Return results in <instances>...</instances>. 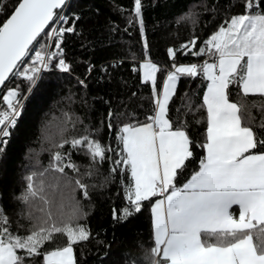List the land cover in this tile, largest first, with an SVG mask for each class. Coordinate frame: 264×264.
Here are the masks:
<instances>
[{
  "label": "snow or ice",
  "instance_id": "1",
  "mask_svg": "<svg viewBox=\"0 0 264 264\" xmlns=\"http://www.w3.org/2000/svg\"><path fill=\"white\" fill-rule=\"evenodd\" d=\"M67 3L68 0H17L10 16L0 25V86L10 78H23L31 91L54 62L61 72L71 71L61 45L64 33L74 32L73 27L54 26L46 33V41L54 40L55 51L49 50L46 41L38 40L50 25L68 22L56 11ZM261 5L262 0H246L244 14L225 20L198 51H191L197 44L195 36L181 45L182 50L195 56L207 55L208 59L202 64L174 63L162 91L156 87L157 73L161 71L156 63L146 59L138 69L134 68L142 73L143 83L151 82L154 114L147 117L146 123L124 124L118 129L117 141L122 147L110 176L118 169L129 176L124 184L128 206L114 219L126 221L142 211L143 202L151 203L153 247L146 250L151 264H264V137L251 126L246 102L250 96L264 98ZM141 13L142 0H135V21L143 36ZM192 15L189 12L180 19ZM143 48L147 57L146 39ZM30 53L34 54L25 61ZM168 55L174 61L176 50L169 48ZM181 77H200L207 82L200 106L206 110L207 127L205 142L199 145L205 153L199 170L177 186L178 175L193 157L192 141L186 131L174 129L169 118V105ZM233 86L239 89L240 101L230 99ZM18 89L19 86L9 89L3 96L7 109L0 111V144L7 143L4 138L10 136L22 114ZM188 107L191 109L190 99ZM113 115L110 110L109 119ZM108 127L111 129L112 124ZM260 128L264 129V124ZM67 131L59 130V140L47 129L43 132L44 139L52 145L51 160L42 172L25 177L26 190L17 198L25 205L22 215L29 222L25 235L11 230L0 206V264H76L74 245L90 239L89 230L79 223L85 213L75 196L81 191L85 199H90L89 185L82 182L80 166L73 155L89 158L85 174L91 176L96 165L112 159L106 155L112 149L94 138L87 126L79 137L66 136ZM3 152L4 148H0ZM66 170L75 176H69ZM49 174H59L54 176L55 183L48 182ZM69 188L70 193L64 191ZM233 206H238V216ZM60 238H66V245H59Z\"/></svg>",
  "mask_w": 264,
  "mask_h": 264
},
{
  "label": "trees",
  "instance_id": "2",
  "mask_svg": "<svg viewBox=\"0 0 264 264\" xmlns=\"http://www.w3.org/2000/svg\"><path fill=\"white\" fill-rule=\"evenodd\" d=\"M245 2L142 0V36L135 21V0H71L65 10L68 22L59 25L74 28V32L64 33L61 45L63 58L71 71L61 72L54 62L48 71L42 73L38 86L31 91L28 81L16 77L10 78L0 91V111L7 109L3 96L17 86L23 103L16 127L9 137L4 138L7 143L0 144V148H4L0 153V206L8 217L11 230L25 235L29 228L28 220L22 215L25 205L17 198L26 190L25 177L32 172H42L51 160L53 149L51 143L44 139V130L59 140L57 133L61 128L68 129L66 136L79 137L85 134L87 126L94 132V138L112 149L106 154L112 159L106 158L96 165L97 170L88 176L85 173L89 171V158L82 154L73 155L74 162L80 166L82 182L89 185L90 197L85 199L81 191L75 193L85 213L79 223L90 232L88 241L74 245L76 264H151V256L146 252L153 247L151 203L143 202L142 211L126 221L114 219L128 206L124 184L129 176L119 169L110 176L113 161L119 158L116 154L122 147L117 141L118 129L124 124L146 123L147 117L154 114L151 82L143 83L141 73L134 68L138 69L146 59L156 63L161 69L157 73L156 87L161 90L167 73L174 70V63L176 66L202 64L208 59L207 55L195 56L186 49L182 50L181 45L195 36L197 44L191 51H198L225 20L244 14ZM2 3L0 25L10 16L17 0H2ZM261 6L264 7V0ZM57 12L60 13L59 10ZM189 12L193 13L190 18L180 19ZM130 20L133 21L131 24ZM50 28L51 25L38 40L46 41ZM145 39L148 43L147 57L143 48ZM169 48L176 50L174 61L168 55ZM49 50H56L54 40ZM33 54L30 53L25 61H29ZM206 85L207 82L200 77H181L169 105V118L174 129L179 127L186 131L193 151V157L186 162L187 167L175 181L177 186H182L199 170V161L205 155L199 145L206 139V110L200 107ZM238 91L232 87V101L241 100ZM246 102L251 126L258 136L264 137V129L260 128L264 124V98L250 96ZM110 110L114 113L111 119ZM109 123L112 124L111 129ZM66 171L69 176H75L71 170ZM58 175L49 174L46 179L55 183L54 176ZM64 191L70 193L71 189ZM55 199L58 203L59 191L55 193ZM58 243L66 245V238H60ZM46 248L51 249L52 245H46ZM146 254L147 260L144 258Z\"/></svg>",
  "mask_w": 264,
  "mask_h": 264
},
{
  "label": "built area",
  "instance_id": "3",
  "mask_svg": "<svg viewBox=\"0 0 264 264\" xmlns=\"http://www.w3.org/2000/svg\"><path fill=\"white\" fill-rule=\"evenodd\" d=\"M70 1H71V0H68L67 5L64 6V7L60 10V13L63 14L64 16H65V10H66L67 6L69 5ZM54 26H55V27H59V25H52V26H51V29H52V27H54ZM51 29H50V31H51ZM52 41H53V40H52ZM52 41H48V45H49V46H50V44H51Z\"/></svg>",
  "mask_w": 264,
  "mask_h": 264
},
{
  "label": "crops",
  "instance_id": "4",
  "mask_svg": "<svg viewBox=\"0 0 264 264\" xmlns=\"http://www.w3.org/2000/svg\"><path fill=\"white\" fill-rule=\"evenodd\" d=\"M182 66V65H181ZM167 76V75H166ZM166 77L164 78V81H165ZM163 81V83H164ZM163 83H162V87H161V91L163 89ZM206 91V90H205ZM205 93V92H204ZM187 182V181H186ZM151 209V208H150ZM233 211H234V214L238 216V206H233ZM151 213V211H150ZM152 224V223H151ZM152 234H153V230H152Z\"/></svg>",
  "mask_w": 264,
  "mask_h": 264
},
{
  "label": "water",
  "instance_id": "5",
  "mask_svg": "<svg viewBox=\"0 0 264 264\" xmlns=\"http://www.w3.org/2000/svg\"><path fill=\"white\" fill-rule=\"evenodd\" d=\"M56 11H57V10H56ZM45 30H46V29H45ZM6 82H7V81H6ZM6 82H5V83H6ZM2 87H3V86H0V91H1Z\"/></svg>",
  "mask_w": 264,
  "mask_h": 264
},
{
  "label": "rangeland",
  "instance_id": "6",
  "mask_svg": "<svg viewBox=\"0 0 264 264\" xmlns=\"http://www.w3.org/2000/svg\"><path fill=\"white\" fill-rule=\"evenodd\" d=\"M141 76H142V73H141Z\"/></svg>",
  "mask_w": 264,
  "mask_h": 264
}]
</instances>
